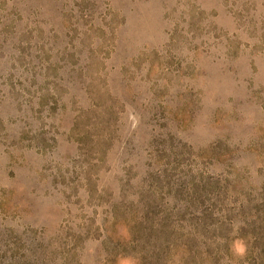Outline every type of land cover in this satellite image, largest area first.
<instances>
[{"label": "rangeland", "instance_id": "rangeland-1", "mask_svg": "<svg viewBox=\"0 0 264 264\" xmlns=\"http://www.w3.org/2000/svg\"><path fill=\"white\" fill-rule=\"evenodd\" d=\"M264 264V0H0V264Z\"/></svg>", "mask_w": 264, "mask_h": 264}, {"label": "clouds", "instance_id": "clouds-1", "mask_svg": "<svg viewBox=\"0 0 264 264\" xmlns=\"http://www.w3.org/2000/svg\"><path fill=\"white\" fill-rule=\"evenodd\" d=\"M121 264H135V260L131 257L122 258Z\"/></svg>", "mask_w": 264, "mask_h": 264}]
</instances>
